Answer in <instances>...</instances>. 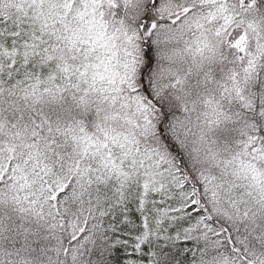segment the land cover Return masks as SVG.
<instances>
[{
    "label": "snow or ice",
    "instance_id": "obj_1",
    "mask_svg": "<svg viewBox=\"0 0 264 264\" xmlns=\"http://www.w3.org/2000/svg\"><path fill=\"white\" fill-rule=\"evenodd\" d=\"M0 264H264V0H0Z\"/></svg>",
    "mask_w": 264,
    "mask_h": 264
}]
</instances>
